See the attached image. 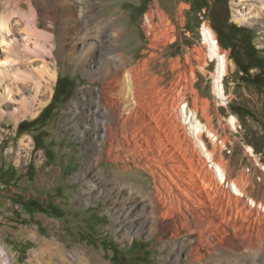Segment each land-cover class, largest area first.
I'll return each instance as SVG.
<instances>
[{
	"label": "bare ground",
	"instance_id": "6f19581e",
	"mask_svg": "<svg viewBox=\"0 0 264 264\" xmlns=\"http://www.w3.org/2000/svg\"><path fill=\"white\" fill-rule=\"evenodd\" d=\"M97 1L0 0V103L16 105L14 121L34 116L53 94L59 59L65 69L76 65L101 83L83 109L86 128L98 129L97 164L106 153L116 168L136 167L153 179L149 189L133 181L113 184L117 198L125 196L128 238L133 240L134 229L137 235H158L159 248L171 250L179 264H264V198L252 196L255 175L264 180V168L254 165L256 174L242 170L234 176L223 155L226 142L210 126L192 111L185 115L190 126L177 124L178 96L193 88L194 55L189 51L184 64L154 52L134 60L120 49V29L103 35L123 14L115 8L110 17L98 18L91 14ZM258 1L262 13L264 0ZM145 27L150 50L159 47V38L173 42V24L159 5L147 14ZM203 29L208 53L196 49V56L202 67L206 57L217 61L215 91L223 99L228 54L213 30L205 23ZM158 62L166 67L154 71ZM72 107L78 113L76 101ZM5 114L0 108L1 119Z\"/></svg>",
	"mask_w": 264,
	"mask_h": 264
},
{
	"label": "rangeland",
	"instance_id": "374dc122",
	"mask_svg": "<svg viewBox=\"0 0 264 264\" xmlns=\"http://www.w3.org/2000/svg\"><path fill=\"white\" fill-rule=\"evenodd\" d=\"M211 4L201 9L195 7L194 0H99L92 4L91 14L110 17L115 8L119 9L123 17L108 25L103 35L120 29V49L134 60L148 58L154 52L163 53L165 59L180 58L184 64L189 51L194 55L193 88L191 93L182 91L178 96L177 124L190 126L185 115L192 111L200 124L210 126L219 141L225 140L223 155L231 161L236 176L242 170L255 172L254 165L264 168V70L253 68L249 77L244 75L231 58V48L222 43L210 14ZM157 5L171 19L174 30L169 34L173 42L166 44V38H159V47L150 50L152 42L145 20ZM259 5L258 0H228L224 17L229 24L249 30L252 43L264 59V12L259 11ZM204 23L228 54L223 99L215 91L217 61L206 57L202 67L196 56V49L205 56L208 53L202 44ZM243 36H239L243 40L242 60L246 56ZM144 50H148L146 55H142ZM163 64H153L152 69L159 71ZM65 65L66 61L59 59L53 94L34 116L14 121L10 114L16 105L0 103L6 113L0 118V264H97L99 259L108 264H179L170 258L171 250L159 248L158 235H137L134 229L130 233L133 240L128 238L122 209L125 196L121 194L118 199L113 184L117 179L133 181L149 189L153 179L136 167L124 171L120 163L116 168V162L106 159V153L97 164L94 136L98 129L86 128L88 115L83 109L89 107L92 95L96 96L93 89L101 83L90 80L76 65L68 69ZM260 74L261 80L252 82ZM74 101L79 105L78 113L72 107ZM50 105L44 118L38 119ZM34 120L37 125L30 131H19L22 122ZM204 137L210 141L208 134ZM259 176L255 175L252 196L263 199L264 180ZM21 200L38 202L49 212L30 213ZM53 209L62 217L53 215Z\"/></svg>",
	"mask_w": 264,
	"mask_h": 264
},
{
	"label": "trees",
	"instance_id": "16d2710c",
	"mask_svg": "<svg viewBox=\"0 0 264 264\" xmlns=\"http://www.w3.org/2000/svg\"><path fill=\"white\" fill-rule=\"evenodd\" d=\"M210 2H212V4L210 5V14L215 23V27L222 39V43L224 42L225 46H228V48H231V51H232L231 58H233V60L239 66V68L244 73V75L246 77H249L250 70L253 68H259L261 69V71H263L264 70V59L259 56L257 48L252 43L250 39L249 30L242 28L236 24H229L226 17H224V16H227L228 0H194L195 7L201 8V9L203 7H206V5H208ZM240 34L244 35L243 38H244V41H246V56L243 58L244 60L240 58L241 47H242L241 41H243L239 37ZM262 77L263 75L260 74L256 76V78H254L252 82L257 83L261 80ZM66 95H67V98L69 99L72 96L71 93H68ZM51 105L48 106L41 113L38 119L44 118V116L48 112ZM37 120L31 121V122H27V121L22 122L19 125V131L21 132L30 131L34 126L37 125L36 124ZM36 143H37V147L40 148L42 144L40 142L39 137H36ZM21 203L23 207L25 208V210L30 213L49 212V210L45 209L38 202H24L23 200H21ZM53 215L62 217V214L54 209H53Z\"/></svg>",
	"mask_w": 264,
	"mask_h": 264
}]
</instances>
